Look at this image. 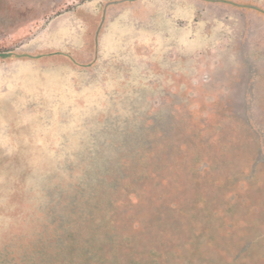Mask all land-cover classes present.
<instances>
[{
	"label": "rangeland",
	"instance_id": "1",
	"mask_svg": "<svg viewBox=\"0 0 264 264\" xmlns=\"http://www.w3.org/2000/svg\"><path fill=\"white\" fill-rule=\"evenodd\" d=\"M233 2L0 0V264L49 238L38 198L74 150L114 147L148 163L112 200L120 256L264 264V0Z\"/></svg>",
	"mask_w": 264,
	"mask_h": 264
},
{
	"label": "trees",
	"instance_id": "2",
	"mask_svg": "<svg viewBox=\"0 0 264 264\" xmlns=\"http://www.w3.org/2000/svg\"><path fill=\"white\" fill-rule=\"evenodd\" d=\"M217 105L216 113L222 115V120L215 127L223 128L234 119L233 130L245 133L246 125L236 118L232 106L226 102ZM107 150L115 155L96 150L90 156L83 148L75 149L74 155L86 162L77 181L67 186L60 182L44 186L43 197L38 198L37 204L44 215L33 234H48L49 238L20 242V264H149L144 259L136 262L119 255L122 238L114 226L117 218L112 208L116 193L129 197L139 189L135 183L146 173L148 163L143 157L147 150ZM254 151L250 148L246 155L252 156ZM123 237L125 244L127 236Z\"/></svg>",
	"mask_w": 264,
	"mask_h": 264
},
{
	"label": "crops",
	"instance_id": "3",
	"mask_svg": "<svg viewBox=\"0 0 264 264\" xmlns=\"http://www.w3.org/2000/svg\"><path fill=\"white\" fill-rule=\"evenodd\" d=\"M230 1H233V0H215V3L219 6V7H225V6H227V4L230 2ZM247 0H245V2H246ZM226 17V16H225ZM215 19H216V21H215V23L217 24V23H220V21H221V19H222V17H215Z\"/></svg>",
	"mask_w": 264,
	"mask_h": 264
},
{
	"label": "flooded vegetation",
	"instance_id": "4",
	"mask_svg": "<svg viewBox=\"0 0 264 264\" xmlns=\"http://www.w3.org/2000/svg\"><path fill=\"white\" fill-rule=\"evenodd\" d=\"M214 1H215V0H214ZM230 3H234V2H233V1H230L228 4H230ZM234 5H235V4H234ZM238 5H240V4H238ZM258 11L264 14V12H263L262 10H258Z\"/></svg>",
	"mask_w": 264,
	"mask_h": 264
}]
</instances>
